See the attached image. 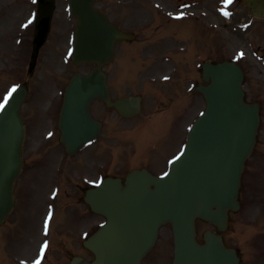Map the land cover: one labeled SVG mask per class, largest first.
<instances>
[{"label": "water", "instance_id": "1", "mask_svg": "<svg viewBox=\"0 0 264 264\" xmlns=\"http://www.w3.org/2000/svg\"><path fill=\"white\" fill-rule=\"evenodd\" d=\"M249 1L255 10L264 12V0ZM91 48L93 50V57L99 54V47L95 45ZM220 74V84L223 89L226 90L228 87L235 84L234 81H236V77L233 73L226 75L225 72H222ZM16 99L20 101L21 97L17 96ZM16 105L17 102H13L11 106L15 107V109H10L7 118L1 120L0 122V221L3 220L5 214L11 208L13 201V181L21 167L20 155L24 136V127L21 123V118L18 115ZM210 109L211 110L208 112L205 119L201 121L198 130L195 132V137L199 132H202V126L204 123L206 126L214 128L212 131L214 133L213 135L210 134V136H208L203 142H196L192 145L195 154H197L196 150L199 149L211 150L210 161L213 169L211 174L213 176L218 173L220 174L221 185L218 186V189L223 190V185L226 184V186H229L232 178L238 176V171L242 165L243 158L251 148L252 139L257 125V109L247 107V105L243 102L240 90H238L235 95L222 93L220 107H218L214 100ZM10 119L13 120L15 124L7 123ZM81 122V127H84L86 123L87 125L89 124L87 119L86 122ZM7 131L10 132V138L8 139V142H4V133ZM181 167L182 166L178 164L175 167V171H180ZM195 167L205 171L203 163L197 158L195 160ZM181 179H186L188 184H192L191 177H181ZM107 186L109 185L106 184L105 187ZM170 186H173V183H170ZM231 186L235 189L234 185L231 184ZM140 194L143 195L144 202L148 203L147 197L151 196L150 189L144 187ZM179 205L182 210L188 208L187 218L191 219L190 214L193 212V209L191 208L192 198H186V201L180 202ZM112 206L114 209L117 204L112 202ZM202 206L203 205L194 207V210H197ZM110 231L111 228L109 230L107 229L104 234H110ZM178 264L196 263H194V260L192 259H190V261L186 259L185 255H180V261Z\"/></svg>", "mask_w": 264, "mask_h": 264}, {"label": "rangeland", "instance_id": "2", "mask_svg": "<svg viewBox=\"0 0 264 264\" xmlns=\"http://www.w3.org/2000/svg\"><path fill=\"white\" fill-rule=\"evenodd\" d=\"M235 14H233L230 21L228 20V28H227V49L228 54L230 51L233 50L238 44H244L246 42V38H250L249 33L245 34V32L237 31L235 28L238 23L243 22L244 20L252 19L249 15L248 11L245 7L238 1V4L234 5ZM246 14H245V13ZM255 25L253 26L256 32L261 36L264 37V21H254ZM244 34V37L242 36ZM264 45V40L262 41L261 38L259 39ZM52 49L50 47L47 48V57L42 59L41 64L38 67L37 75H44L47 79L53 75H69L73 71V67L70 64H66L62 62V60L56 57H51ZM55 58V59H54ZM81 69H85L83 66ZM264 114V110H263ZM260 140L261 146L260 150L255 154L252 158L251 168L249 169V175L247 179V186L251 188V193L246 205L243 207L242 211L240 212L239 222L236 223L237 232L232 236L235 235L238 237V242L242 246V250L250 257L255 260L258 264H264V261L260 262L259 260L255 259L257 255L256 248V239L259 238L257 234L260 231H264V121L261 128L260 133ZM86 156L89 153H84ZM252 174V181H250V175ZM27 200H24L19 204L16 214L12 217L11 222H17V225L13 227L15 230L16 236L18 239L25 237L23 245H25L30 239L28 238V234L32 233V225H28L33 223V219L30 215L32 213L33 206L27 204ZM34 224V223H33ZM9 226V225H8ZM6 229V228H5ZM2 233V229L0 227V236ZM11 235L12 231H6ZM169 229L164 230V234H170ZM17 242V240H16ZM3 247L7 244H10L8 241L7 243L2 242ZM20 246V243L18 244Z\"/></svg>", "mask_w": 264, "mask_h": 264}, {"label": "snow or ice", "instance_id": "3", "mask_svg": "<svg viewBox=\"0 0 264 264\" xmlns=\"http://www.w3.org/2000/svg\"><path fill=\"white\" fill-rule=\"evenodd\" d=\"M34 2H35V0H34ZM229 2H230V0H229ZM225 15H227V13H225ZM32 22V20L30 19L29 21H28V24H30ZM25 27H27V25H24ZM13 91H14V89H13ZM6 100H7V97L5 98V102H6ZM3 107V104H0V108H2ZM45 247H46V245H45ZM41 254H43V248L41 249ZM37 264H39V262L37 261Z\"/></svg>", "mask_w": 264, "mask_h": 264}]
</instances>
